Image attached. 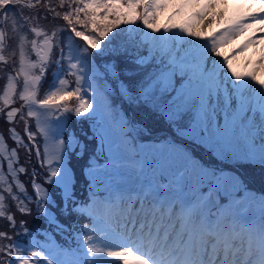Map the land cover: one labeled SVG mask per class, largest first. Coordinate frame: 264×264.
Returning <instances> with one entry per match:
<instances>
[{"label":"snow or ice","instance_id":"obj_1","mask_svg":"<svg viewBox=\"0 0 264 264\" xmlns=\"http://www.w3.org/2000/svg\"><path fill=\"white\" fill-rule=\"evenodd\" d=\"M221 2L59 0L53 6L51 0H0V63L13 65L0 113L13 123L27 109L36 122L32 131L25 120L28 142L8 129L16 144L11 149L0 132V219L20 237L0 230V264H264V187L241 196L254 191L257 171L264 185V80L235 71L234 53L221 51L255 27L250 21L264 31V0H245V10L228 18L227 27L208 34ZM66 4L70 10L57 11ZM169 7L187 20L161 24ZM53 65L52 82L39 98ZM117 97L163 115L174 128L175 140L165 141L174 158L168 169L155 157L133 158L139 156L133 152L137 137L149 130L121 116ZM17 100L20 107H12ZM73 116L100 131L99 147L80 175L73 161L84 158L88 145L75 131L63 138ZM189 144L210 158L196 159ZM18 149L29 159L34 149L44 171L29 173ZM224 161L232 165L227 176L216 166ZM20 174L31 177V195ZM79 179L87 185L83 199ZM222 185L232 190L228 204L221 203ZM7 200L21 216H32L34 205L46 227L30 228L25 219L17 224ZM81 217L91 222L80 224ZM41 235L45 243L35 239ZM57 235L64 244L55 242Z\"/></svg>","mask_w":264,"mask_h":264},{"label":"trees","instance_id":"obj_2","mask_svg":"<svg viewBox=\"0 0 264 264\" xmlns=\"http://www.w3.org/2000/svg\"><path fill=\"white\" fill-rule=\"evenodd\" d=\"M51 2L53 4V6H56L57 4H59V0H51ZM72 6H75V5H72ZM67 10H70L69 4H66L64 7H58L57 8V11H60L61 13H63L64 11H67ZM42 23H48V22L42 21ZM55 23L58 25L60 23L65 24V22L63 20H57ZM61 24H60V26H61ZM2 65H3V63H2ZM2 65H0V66H2ZM52 69L54 70V65L52 66V68L50 70L51 73H52ZM48 74H50V72ZM2 77L4 78L3 80H2ZM5 78H6V74L3 73L0 76V86L1 87L4 86L6 83L7 79H5ZM47 87H48V84L44 86V89H42L41 92H43V95H44L45 91L47 90ZM117 100H118V98L116 99V101ZM20 105H21V102L19 100H17L13 104L14 107H16V106L19 107ZM140 111H142V107H140L139 109H138V107L135 108V112H140ZM147 114H148L147 118H140L141 122L143 124L149 126V128L152 129L154 132H159L160 130H162L163 128H162L161 124H163V122H161V120H159V121L155 120V117H157L158 115L156 113H152V112H149ZM137 116H139V115L137 114ZM158 118H160V116H158ZM135 119H136V116H135ZM88 121L89 120L78 121V120H76V118L74 116L69 121V127H70L69 130L75 131L77 136H80V138L82 140H84V142L87 143V145H88V152L86 153L84 158L80 159L78 162L76 160L73 161V163L75 165V170H76L78 175H80L82 172V167H81L82 164L87 162L88 157L90 155H92V151H93L92 137H91V132L89 129ZM23 125H24V120L21 119L19 117V115L16 116L14 123H8L4 118L2 119L0 117V132L4 133V136L6 138V142L9 145L16 146V144L8 137V129L10 128V126H14V128H16V130L19 129L22 132V136H23L22 138L25 140V142H28L26 140L25 136L23 135ZM68 132L66 131L67 135H68ZM81 133H87V137L85 138V137L81 136ZM11 148H13V147H10V149ZM18 154L20 156L19 163L23 164L29 170V173L31 172L33 167L40 170V168H38V164L36 163V158H35L34 153H32L30 159L26 156L23 149H18ZM16 166L18 167L19 165H16ZM30 178H31L30 176H27L25 174H20V179L25 182L26 186L28 187L29 194L31 195L32 189H31V185L29 183ZM40 178H41L40 180H42V176H40ZM46 187H48V186L46 185ZM86 188H87V185L85 184L84 180L79 179L78 183H77V189H76L79 199H83L87 195ZM13 191H16L15 186L13 187ZM10 206H11V212L16 215L17 224H19V221L21 219H25L28 221L30 228H44V227H46V225L44 224L43 218L41 216L35 214L34 205H30V207L33 208V213H34L32 216H21V214L16 211L14 201H10ZM86 218L87 217H81V218H79V220L86 219ZM73 219H75V217ZM0 230L7 231L9 233V235H12L13 237H17L15 235V233L8 227V222L6 220L0 219ZM2 243L8 244L9 241L3 240Z\"/></svg>","mask_w":264,"mask_h":264},{"label":"rangeland","instance_id":"obj_3","mask_svg":"<svg viewBox=\"0 0 264 264\" xmlns=\"http://www.w3.org/2000/svg\"><path fill=\"white\" fill-rule=\"evenodd\" d=\"M238 1H240V0H238ZM172 2H173V4H175V5H178V4H180V3H182L183 2V0H172ZM200 2H201V4H203V3H206L207 2V0H200ZM233 3H236V1L235 2H233ZM173 8H175V7H169V8H167V9H165V10H163L162 12H161V14H160V23L161 24H179V23H183V22H185L186 20H187V15L186 14H182V15H170V12H171V10L173 9ZM198 9H190V10H186V12H194V11H197ZM83 15V14H82ZM228 17L226 16V17H224L223 19H227ZM222 19V20H223ZM221 20V21H222ZM66 23V22H65ZM61 24V23H60ZM59 24V25H60ZM219 24V23H218ZM64 24H61V26H63ZM121 27H124L123 25L121 26ZM78 30H83L81 27H79L78 26ZM210 31V29H208V32ZM236 37V36H235ZM235 37H233L232 38V40H230L229 41V43L228 44H226V45H224L222 48H224V47H227L231 42H233V40H234V38ZM79 39V38H78ZM81 42H82V40H81ZM221 48V49H222ZM245 49V48H244ZM93 51H95V50H93ZM7 56V55H6ZM33 59H35V56L33 55V57H32ZM0 65H2V63H0ZM12 65L11 64H8V65H5V64H3L2 66H0V76L4 73V74H6V78L5 79H7V74L9 73V72H11L12 71ZM51 68H52V66H50L49 67V70H51ZM3 72V73H2ZM4 78L2 77V80H3ZM69 79V78H68ZM70 80V79H69ZM74 80V79H73ZM5 85H6V83H5ZM5 85L4 86H0V95H2L3 94V89H4V87H5ZM21 86H22V81H21ZM75 85H74V83H72V84H70L69 85V87L70 88H72V87H74ZM17 91L19 92L20 91V87H18L17 88ZM43 97V92L41 93V95L39 96V98H42ZM58 102H60V101H58ZM70 103H75V101L74 100H72V101H70ZM123 103V107H122V109H121V104ZM116 109H117V111H119L120 112V114H121V116H125V114H124V112H126L128 115H127V117L129 118V119H131L132 120V117H131V114H132V112H131V109L129 108V106L127 105V104H125L124 102H122L121 100H117L116 101ZM12 107H14L13 105H12ZM119 109V110H118ZM26 111H27V109H25V115H24V120H26V119H28V117L26 116ZM124 111V112H123ZM0 117L3 119L4 118V116H3V113H0ZM29 119H31L32 121H33V127H31V130L32 131H36V122H35V118H29ZM15 122V121H14ZM13 122V123H14ZM27 122H28V120H27ZM28 125H30L29 124V122H28ZM31 126V125H30ZM12 127H14V126H10V128H12ZM35 127V128H34ZM94 127H96V126H94ZM69 123H68V131H70L69 130ZM171 128H173L172 126H171ZM16 129V128H15ZM17 132H19L20 133V135H21V137H23L22 136V132L18 129V130H16ZM67 131V132H68ZM41 138L42 139V137L39 135V134H37V138ZM67 137H68V135L66 134V132L64 133V136H63V138L64 139H67ZM26 138V137H25ZM37 141H38V139H36ZM160 142H155V141H150L149 143L148 142H146L145 144H143L141 141H139L140 143H139V146H141L142 147V154L143 155H146L145 156V158H147L149 161H152V159H153V157H155L156 159H158V161H159V165H160V167L162 168V169H168V167H169V165H172L173 164V155H172V153H170L167 149H168V145H166V143H165V141H173V140H171V139H167V138H164V137H160ZM5 141H6V138H5ZM43 141V140H42ZM39 142V141H38ZM43 143V142H42ZM6 144H7V146L10 148V147H16V146H11V145H9L7 142H6ZM39 144H40V142H39ZM143 145V146H142ZM138 146V144L136 145V147H135V149L133 150V152L135 153V151H137L138 153H139V148L137 147ZM55 148H56V145L53 143V144H51L50 145V150L51 151H55ZM145 149H147L148 151L145 153ZM191 151V150H190ZM134 159H137L138 158V156L136 157V156H134L133 157ZM197 159V158H196ZM7 164H6V162L3 164V172L5 173V174H7ZM230 174V171L229 172H226V173H224V175L225 176H227V175H229ZM8 179H9V181H11V177L9 176L8 177ZM222 190H223V193H224V195H226L227 197H228V203L231 201V199H232V196H231V189L230 188H225V186L224 185H222V188H221ZM250 194V193H249ZM248 193L246 194H244L243 196H247V195H249ZM6 195V194H5ZM251 195H254V194H251ZM6 203H8L9 205H10V200H7L6 201ZM227 203V204H228ZM36 240H39L41 243H43V241L42 240H40V239H38L37 237H36Z\"/></svg>","mask_w":264,"mask_h":264},{"label":"bare ground","instance_id":"obj_4","mask_svg":"<svg viewBox=\"0 0 264 264\" xmlns=\"http://www.w3.org/2000/svg\"><path fill=\"white\" fill-rule=\"evenodd\" d=\"M245 0H242L240 11H244ZM228 7V0L226 3L221 2L219 7L214 9V13L217 15L216 23L209 29H213L214 26L220 22L221 18L219 16L220 13H223V17L225 16L226 10ZM254 10V9H253ZM212 19V15L208 16V19L203 21L201 27L203 28L208 24V21ZM258 29L256 27L249 28L245 32H243V36L241 38L250 36L249 33L255 34L258 33ZM235 43V42H234ZM234 43L230 44L228 47L222 48L221 51L225 54L232 55V64L235 71L240 73H250L255 72L258 80H264V37L260 36L253 42L247 43V46L243 51L235 53L232 52V48L235 47ZM238 44V43H237Z\"/></svg>","mask_w":264,"mask_h":264}]
</instances>
